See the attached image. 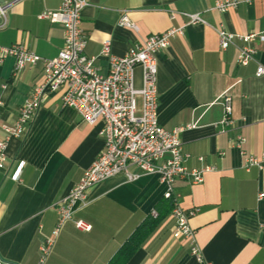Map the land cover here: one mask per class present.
<instances>
[{
  "label": "crops",
  "instance_id": "0c3cea01",
  "mask_svg": "<svg viewBox=\"0 0 264 264\" xmlns=\"http://www.w3.org/2000/svg\"><path fill=\"white\" fill-rule=\"evenodd\" d=\"M82 29L88 38L86 55L106 74L109 63L99 58L112 43L118 57L150 36L183 28L167 50L158 55L159 123L181 133L189 171L210 168L201 184L177 179L173 188L180 207L198 211L191 218L201 258L191 243L174 236L167 207V187L156 175L129 182L123 175L91 189L55 238L44 264H110L137 228L153 216L159 223L128 264H264V165L247 171L245 160L264 154V43L254 45L256 59L237 63L238 51L221 50L215 29L240 35L264 31V0H240L236 9L215 10L225 0H86ZM6 5L0 22V47L22 45L42 59L56 58L64 46V27L39 16L58 11L64 0H0ZM122 15L139 32L120 27ZM187 15L205 24L190 25ZM1 18V17H0ZM15 59L0 65V139L2 126H13L19 109L44 82L45 64L28 66L15 78ZM142 86V71L135 73ZM233 99L234 128L223 129L220 96ZM64 91L51 94L28 132L8 143L5 170H0V263L41 264L40 249L55 237L58 203L81 180L104 149L102 125L90 126L76 111L65 108ZM139 105L141 102L139 101ZM188 127V128H187ZM241 135V150L231 141ZM20 171L19 181L13 175ZM156 218V217H154ZM82 221L92 227H76Z\"/></svg>",
  "mask_w": 264,
  "mask_h": 264
},
{
  "label": "built area",
  "instance_id": "2783aa9c",
  "mask_svg": "<svg viewBox=\"0 0 264 264\" xmlns=\"http://www.w3.org/2000/svg\"><path fill=\"white\" fill-rule=\"evenodd\" d=\"M256 0H248L251 3ZM240 0H225L217 3L215 10L225 13L236 9ZM86 0H64L58 11H47L40 20L60 24L64 27V46L59 55L50 60L27 50L22 45L0 47V65L8 58L15 59V78L28 66L45 64V77L42 85L36 87L31 96L19 109V117L13 126L4 125L5 137L0 139V170H5L6 148L8 143L25 135L34 122L38 111L47 98L64 91L63 106L73 109L82 121L90 126L102 125L100 135L104 139V149L97 160L85 172L72 191L58 205V224L55 237L48 238L40 249V263L44 264L50 256L62 227L73 218L74 213L87 203L88 194L96 185L111 178L123 175L129 182H135L142 175H156L167 187L166 199H174L172 218L174 236L191 243L192 254L200 260L201 254L195 242V231L190 220L198 211L186 212L179 204L174 191L177 179H189L194 184L204 181V174L210 168L189 171L185 167L188 158L183 152L181 133L185 128L169 131L159 123V96L157 90L158 55L170 46L171 41L182 35L184 30L171 29L165 33L148 37L130 48L125 56L118 57L112 52V43L107 41L99 58L108 61L106 74L95 66V58L86 55L88 38L82 29V11ZM6 6L0 2V17L5 18ZM190 25L205 24L199 15H187ZM120 27L139 32L137 25L126 15H122ZM223 51L235 47L238 51L237 63L246 67L256 59V43H264V31L260 34L240 35L223 28L215 29ZM142 71V86L135 82L136 70ZM257 77L264 76V67L257 70ZM224 107L223 129L234 128L233 99L229 91L220 96ZM139 101L141 105H139ZM188 128V127H187ZM246 139L237 135L231 146L241 150ZM264 154L249 157L244 168L249 171L257 167L263 169ZM13 179L19 181L18 170ZM264 199V194L259 196ZM157 217V213L153 212ZM76 227L91 231L92 227L82 221ZM0 264H14L1 262Z\"/></svg>",
  "mask_w": 264,
  "mask_h": 264
},
{
  "label": "trees",
  "instance_id": "16d2710c",
  "mask_svg": "<svg viewBox=\"0 0 264 264\" xmlns=\"http://www.w3.org/2000/svg\"><path fill=\"white\" fill-rule=\"evenodd\" d=\"M167 207L170 209L171 213L174 209V199H166ZM160 216L156 218L150 217L145 220L134 232V234L129 238V240L121 247L118 253L115 255L110 264H128L130 260L134 257L137 251L141 248L146 239L151 235V233L156 228L159 223Z\"/></svg>",
  "mask_w": 264,
  "mask_h": 264
},
{
  "label": "water",
  "instance_id": "95a60500",
  "mask_svg": "<svg viewBox=\"0 0 264 264\" xmlns=\"http://www.w3.org/2000/svg\"><path fill=\"white\" fill-rule=\"evenodd\" d=\"M3 6H6L4 3L2 4ZM0 22H3V19L0 18Z\"/></svg>",
  "mask_w": 264,
  "mask_h": 264
}]
</instances>
